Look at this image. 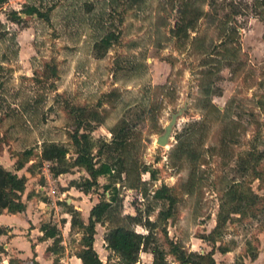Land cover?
Masks as SVG:
<instances>
[{
    "label": "rangeland",
    "instance_id": "obj_1",
    "mask_svg": "<svg viewBox=\"0 0 264 264\" xmlns=\"http://www.w3.org/2000/svg\"><path fill=\"white\" fill-rule=\"evenodd\" d=\"M26 3L49 7V20L6 17ZM113 33L117 39L99 55L94 43ZM84 104L85 110L68 113ZM181 107L168 143L159 145L157 135ZM79 113L97 161L123 165L120 179L100 175L88 192L63 189L88 176L83 167L53 175L52 162L41 158L42 141L54 140L68 147L66 159L73 161L69 133ZM248 150L262 152L259 178L240 175L236 166ZM16 161L27 162L17 169ZM31 162L33 173L26 170ZM0 164L26 175V203L50 205L44 217L58 225L64 254L81 247L80 229L64 221L66 199L86 220L116 186L93 243L109 264L117 254L107 248L105 231L120 224L146 233L126 215L157 219L167 201L153 191L165 183L178 195L175 216L159 221L154 236L170 264L177 261L163 225L169 239L203 253L204 263L211 252L217 264H264V7L253 0H7L0 5ZM240 179L242 189L261 198L208 238L226 186ZM152 261L143 248L135 264Z\"/></svg>",
    "mask_w": 264,
    "mask_h": 264
},
{
    "label": "trees",
    "instance_id": "obj_2",
    "mask_svg": "<svg viewBox=\"0 0 264 264\" xmlns=\"http://www.w3.org/2000/svg\"><path fill=\"white\" fill-rule=\"evenodd\" d=\"M7 0H0V5H2ZM253 3L261 4L264 7V0H253ZM49 7L44 10L33 3H26L21 9H10L6 17L13 22L19 23L22 20V13L24 15H36L42 17L44 20H49ZM190 22V21H189ZM117 39L116 34H112V38L106 35L100 37L95 43L94 47L99 55H103L106 48L113 43V40ZM86 105H74L70 106L68 113L71 114L74 109L85 110ZM83 113L76 115V128L69 133V137L75 146L76 156L72 162L67 161L66 154L68 152V147L54 140H43L42 141V152L41 158L52 162L50 165V171L53 175H58L60 173L68 172L70 167L81 166L83 167L88 176L84 177L82 180L71 179L68 183L69 186L73 185L88 192L90 188L98 184V177L100 175H107L114 178V182L120 179L121 172L123 171L122 163L119 162L116 165L114 162L109 161H97L95 158V153L93 152L94 139L90 134V127L85 129V124L88 121L85 120ZM121 131V127L118 132ZM118 134V133H117ZM113 137V141L116 143H121V139H116ZM102 141V144H105ZM101 151V147H98L97 152ZM24 156H29L32 153L31 148H26L23 150ZM262 152L255 150H248L246 153L238 158L236 161V166L240 171V175L245 174L247 171L250 172L254 177L259 178L262 176L261 171L257 167L258 160ZM16 168H22L27 161H16ZM43 162V161H39ZM34 163H30L26 170L33 173L31 167ZM144 170L148 171L150 176L155 177L154 169L148 166L143 167ZM26 175H19L17 172L12 171L2 164H0V211L8 212H21L26 207V202L22 197V194L26 188ZM240 180H233L226 186L224 201L221 202L219 211L216 216V223L212 230L208 233V238H213L215 233H218L226 220L230 217L232 213H244L249 206H253L261 198L260 194L253 190L251 187L249 189H242ZM103 190L108 189L111 184L104 183ZM112 190L110 191L109 197H101L97 202H95L89 209L87 219L85 220L79 209L74 208L72 204H66V211L70 214V227H78L81 231L80 244L81 247L75 252V254L80 257V264H104L102 259L99 257L97 250L95 249L93 243L96 233V224L102 221L104 213L107 211L111 205L112 200L115 199V193L117 192L116 186L112 185ZM174 186L167 185L163 183L159 187L155 188L153 191V196L155 198L165 199L167 201L166 206L160 209L157 214V219L152 220L148 217L144 219L139 216V211L137 214H127L130 220L140 223L147 229V232L137 231L132 226L126 225H116L107 229L104 233V240L106 242L107 248L117 254V259L109 264H135L138 261L140 250L149 248V251L153 254L152 264H170L166 257V251L157 242L154 236V229L159 225V221L163 223L167 221L168 218H173L175 216V204L178 201V195L175 193ZM105 193V191H103ZM31 193H27V197ZM226 205V207H225ZM40 228L43 230V237H52L53 242L48 247L56 251L58 248L55 245L61 240V233H59L58 227L51 223V221L42 222ZM4 231V228L0 227V234ZM161 231L164 236L168 239L169 251L174 255L176 264H217L215 259L212 257L211 252H207L210 255V261L204 263L200 258H202L203 253H198L195 251H188L178 242L173 241L168 238L167 230L165 225L162 226ZM0 248L1 245H0ZM224 251V249H222ZM197 257V258H196ZM11 261V260H10Z\"/></svg>",
    "mask_w": 264,
    "mask_h": 264
},
{
    "label": "crops",
    "instance_id": "obj_3",
    "mask_svg": "<svg viewBox=\"0 0 264 264\" xmlns=\"http://www.w3.org/2000/svg\"><path fill=\"white\" fill-rule=\"evenodd\" d=\"M72 187L74 186L67 188L65 185L63 189L69 191L73 190ZM76 191L79 190L76 189ZM27 193L25 192L28 199L31 196L27 197ZM66 201L69 204V199ZM40 203L42 205H39L37 201H29L21 212L0 211V227L4 228L0 234L2 247L0 248V264H80L81 259L75 253L64 254L63 239L55 245L58 248L56 251L48 249L53 238L43 237L40 225L42 222L51 221V218L44 217L47 216L50 205H43L45 204L43 200ZM63 216H68L64 221L69 223L71 229L70 215L66 210ZM54 224L58 227L56 223Z\"/></svg>",
    "mask_w": 264,
    "mask_h": 264
},
{
    "label": "water",
    "instance_id": "obj_4",
    "mask_svg": "<svg viewBox=\"0 0 264 264\" xmlns=\"http://www.w3.org/2000/svg\"><path fill=\"white\" fill-rule=\"evenodd\" d=\"M183 108L184 107H181L180 109H178V111L173 112L171 114L170 120L164 125L163 132L160 133L159 135H157L156 142L159 145H165L168 143V141L171 137V132H172L173 126L176 123L178 115L182 112Z\"/></svg>",
    "mask_w": 264,
    "mask_h": 264
}]
</instances>
